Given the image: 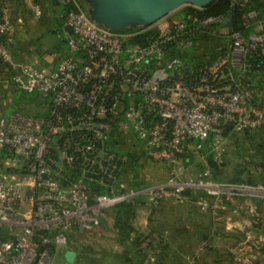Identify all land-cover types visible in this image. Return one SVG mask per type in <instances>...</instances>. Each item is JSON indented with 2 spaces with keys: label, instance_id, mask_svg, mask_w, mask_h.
<instances>
[{
  "label": "built area",
  "instance_id": "built-area-1",
  "mask_svg": "<svg viewBox=\"0 0 264 264\" xmlns=\"http://www.w3.org/2000/svg\"><path fill=\"white\" fill-rule=\"evenodd\" d=\"M31 11L41 19L39 4ZM256 16L245 18L246 27ZM164 20L147 28L112 31L80 8L66 19L65 29H73L63 36L66 55L47 68L17 61L3 42L16 25L11 7L4 5L0 60L17 90L51 99L53 110L46 118L13 113L0 121V150L14 154L6 161L16 171L0 175V264H54L73 236L96 229L106 213L136 200L154 207L182 199L186 191H201L216 202L264 203V184L219 181L210 168L195 178L180 177L188 149H208L220 161L229 134L264 127L263 92L247 84V58L264 45V24L257 23L247 35L233 32L224 41L226 51L204 63L197 75L173 51L190 52L196 45L191 34H215L226 17ZM146 34L145 43L135 41ZM66 134L81 137L61 146ZM116 142L137 145L143 165L167 164L170 178L139 188L102 181L106 194L94 196L92 177L117 173L116 158L105 148L117 150ZM53 150L73 167L82 159V178L65 183L62 170L53 168Z\"/></svg>",
  "mask_w": 264,
  "mask_h": 264
},
{
  "label": "crops",
  "instance_id": "crops-1",
  "mask_svg": "<svg viewBox=\"0 0 264 264\" xmlns=\"http://www.w3.org/2000/svg\"><path fill=\"white\" fill-rule=\"evenodd\" d=\"M2 1L10 7L14 4L13 0ZM21 1L24 8L17 13V16L23 11L27 12L25 8L29 6L30 1L42 7L44 16L50 12L51 4L47 0ZM31 13L32 11L29 12L30 16ZM24 34L23 29L22 32H18V27L15 25L12 33L7 37L9 48L20 62L25 61L26 53L32 50L27 44L28 35ZM57 38L54 46L45 42L41 47L42 54L38 55L41 61H35L42 64L41 67H55L65 56L66 41ZM14 85L12 73L7 66L0 64V99L3 104L0 108V121L6 120L13 111L17 110L14 105V97H16ZM9 97L13 98L8 104L5 99ZM232 134L234 133L229 134L228 137ZM193 153L191 148L188 149L183 162L189 165ZM199 154L206 156L208 152ZM7 166L6 159L0 155V175L6 171ZM257 184H264V174ZM141 208L144 207H135L131 212L124 213V218L120 219L114 210L110 212L113 213L112 220L117 228L120 246L122 250L125 248L124 252L117 249L118 252H112L108 256L117 259L116 264H264V205L258 202L242 199L216 202L201 191H190V195L182 199L163 202L158 210L139 214ZM152 212H156L154 216H151ZM131 224L142 231L148 243L145 249L149 248L150 252L142 258L139 257V251L134 250L131 244L134 236L130 238V233H127ZM108 225L107 219L102 220L99 229H105ZM201 248L202 252L199 254ZM130 251L135 253L139 263L138 260L135 261ZM131 258L133 260L130 263L128 259ZM143 260H146L145 263H142Z\"/></svg>",
  "mask_w": 264,
  "mask_h": 264
},
{
  "label": "rangeland",
  "instance_id": "rangeland-1",
  "mask_svg": "<svg viewBox=\"0 0 264 264\" xmlns=\"http://www.w3.org/2000/svg\"><path fill=\"white\" fill-rule=\"evenodd\" d=\"M72 1L75 3H79V1H82V4L80 3L82 5L81 8L88 10V7L83 0ZM28 3L29 6L25 8L27 9V12L23 11L18 16L16 15L17 18H15V24L16 27H18V32H22L23 29L25 34L28 35L27 44H29L32 49L30 53H26L27 56L25 58V62L38 64L40 66L42 64L35 61H41L38 58V55L42 54L41 47L45 45V42L50 44L51 46H54L56 40H58L57 35L53 34V17L59 15L60 10L52 6L50 8V12H48L45 16L42 15L40 20L36 19L34 15L30 16L29 12L32 10L34 4L32 3V1ZM184 8L185 7L166 17L163 23L172 21L178 14L181 13V11H183ZM19 18L22 20L21 23L18 20ZM212 42L213 41L208 40V46L196 44V52L206 53L211 49L213 45ZM55 59H57V57ZM260 83L261 90L263 92L261 97L264 100V78L260 80ZM13 87L16 91V97H14V105L16 106L15 108H19L21 111H24L26 113L37 114L41 112V109H39V107L26 102L25 97H19V94H23L19 93V91L16 90L17 88L15 85ZM12 98L9 97L5 100L9 104ZM0 103L1 108L3 107L2 99H0ZM12 108L13 110H15L14 107ZM247 134H250L249 138H247ZM190 159L191 160L189 165H187V163H184L182 159L183 164L186 166L185 172L180 174V177L182 179L195 178L200 172H202L206 168H210L212 171L214 170V176L219 181L234 183V181L238 180H252L256 183H259L262 180V175L264 174V130L259 129L256 131H251L249 133L241 132L230 135L226 140V153L223 156V159L220 161H216L211 154L203 156L199 153H193L190 156ZM170 171L171 169L167 164H155L147 162L142 167L140 176L145 179L150 186H152L168 180L170 178ZM242 200L255 202L249 199ZM170 201H173V199L166 200L164 202ZM161 204L154 207H147L145 204H143L140 207L143 206L144 208H141L138 213L140 214L158 210V207H160ZM110 212L106 213V216L104 217V220L107 219L109 222L107 228L101 230L99 229L100 227H97L96 229L88 231L87 233H84L82 235L73 236L71 238L70 247H68L67 250L62 251L54 264H66L67 262L68 264H110L112 262L116 264L117 259L114 260L108 256L112 252H118L117 249L122 250V247L120 246V242L118 241L119 235L117 233V228L115 227V223L112 220L113 213ZM154 213L152 212L151 216H154ZM128 228L129 230H127V233H130V238L132 237V235L134 236V241H132L131 244L134 246V250L139 251V257L142 258L146 253L150 252L149 248L145 249L148 243L145 240L144 234L141 230L133 227L132 224ZM124 249L122 250L123 252ZM200 250L199 254L202 252V248ZM130 253L133 252L130 251ZM132 256H134L133 258H135V261L138 260L135 256V253H133ZM83 259H85L86 262H82ZM128 260L131 263L133 259L131 258V260ZM144 261L146 260H143L142 263H145ZM137 263H139V260Z\"/></svg>",
  "mask_w": 264,
  "mask_h": 264
},
{
  "label": "trees",
  "instance_id": "trees-1",
  "mask_svg": "<svg viewBox=\"0 0 264 264\" xmlns=\"http://www.w3.org/2000/svg\"><path fill=\"white\" fill-rule=\"evenodd\" d=\"M14 4L11 5V9L14 14V18H17V13L24 8V4L21 0H13ZM52 6L60 10V14L54 16L53 18V26L54 31L53 34H56L57 37L60 39L65 40L64 33L66 31L65 25H66V19L68 14L71 12H77L82 7V1H79V3H75L72 0H69V2L66 1H60L61 4L57 5L55 1L53 0H47ZM81 3V4H80ZM6 3H4L2 0H0V22L3 18V7ZM79 4V5H78ZM232 14L234 18V31H240L243 34L247 35L253 32L254 26L262 22L264 24V0H239L237 4L234 5L233 0H218L217 2L211 4L209 7L203 10H196L192 7H185L183 11H181L180 14L176 16L174 19H184L186 20L189 15H193L195 17H218L223 16L227 17L229 14ZM250 13H256V18L251 20V26L246 27L245 25V18ZM41 20V19H40ZM191 25V23H189ZM264 33V32H263ZM153 34V32L151 33ZM206 33H200L196 32L194 34H191L189 37L196 42V44L201 45L204 41H213V45L209 51L206 53L203 52H196V45L193 50L190 52H179V51H173L177 54H180L188 64V67L194 68V72L198 75L199 70L202 68L203 64L206 63L209 60H215L218 55L221 52L226 51L227 44L224 45V41H229L230 36L228 35H217L215 34H209L203 35ZM213 35V36H211ZM62 38H61V37ZM64 36V37H63ZM145 36H141L137 39H135L136 42L139 43H145ZM3 42L9 47V44L7 43V38L3 40ZM64 43V42H63ZM66 44V43H65ZM202 46H208V45H202ZM177 46L170 45V49H175ZM11 50V49H10ZM13 53V52H12ZM14 54V53H13ZM64 54V53H63ZM66 55V54H64ZM15 56V55H14ZM16 57V56H15ZM247 62L251 65V68L249 69L247 73V84H251L252 86H256V88H261L260 86V80L264 78V45L260 47L257 51L251 52L248 55ZM0 64L6 66L2 60H0ZM19 91V90H18ZM19 93L23 95H18L19 97L24 98L25 101L29 104L36 105L41 109L40 113L34 114V113H26L24 111H21L19 108H16L17 110L13 111V113H24L28 115H33L40 118H46L49 117L51 114L52 105H51V99H43L39 96V94H33V95H27L25 93H22L19 91ZM27 95V96H25ZM11 113L8 118L13 114ZM7 118V119H8ZM261 129L264 130L262 127ZM249 133V132H248ZM63 139L60 141L61 146L65 143L66 140L74 138V137H81V134H66L62 136ZM250 137V134H247V138ZM114 145H116L117 150H112L110 145H106L105 148L108 150L109 154H114L115 160L114 165L118 167L117 173L110 176H94L93 181L89 183V185L94 190V196H98L101 194H106L107 189L101 185V182H106L109 185H115L116 187H120V185L124 184L126 186H130L133 188H139L143 185H149L145 179H143L140 176L142 167L144 166L141 162L140 157L138 156V148L137 145L135 146H129L125 142H116ZM208 149H205L204 152L207 153ZM0 155L7 159L8 157H14V154L10 152H6L3 150H0ZM59 153L56 150L52 151V162H53V168L56 171L62 170L63 174V181L66 182H75L77 179L82 178V159L75 162V166H70L69 164L62 162L60 157L58 156ZM15 170H11L8 167L6 168V171L4 173H15ZM234 183H247L256 185L257 183L252 180H238L234 181ZM142 204L141 200H136L131 205H122L115 209H113L116 212V215L118 216V219L121 217L124 218V213L128 211H132L135 207H140ZM121 214H123L121 216ZM82 262H86L85 259H83Z\"/></svg>",
  "mask_w": 264,
  "mask_h": 264
},
{
  "label": "water",
  "instance_id": "water-1",
  "mask_svg": "<svg viewBox=\"0 0 264 264\" xmlns=\"http://www.w3.org/2000/svg\"><path fill=\"white\" fill-rule=\"evenodd\" d=\"M60 5V0H53ZM88 13L95 23L112 31H125L136 28H147L183 7L206 9L218 0H83ZM235 23L230 13L225 22L218 27L217 35H232ZM68 34H71L72 27H67ZM232 128V127H230ZM228 129L224 131V134ZM189 196L190 191L183 193ZM264 205V203H259Z\"/></svg>",
  "mask_w": 264,
  "mask_h": 264
}]
</instances>
